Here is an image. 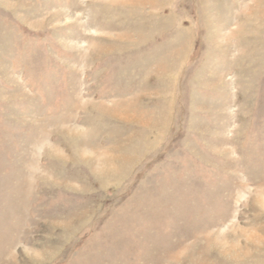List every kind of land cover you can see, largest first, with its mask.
<instances>
[{"label":"rangeland","instance_id":"1","mask_svg":"<svg viewBox=\"0 0 264 264\" xmlns=\"http://www.w3.org/2000/svg\"><path fill=\"white\" fill-rule=\"evenodd\" d=\"M0 264H264V0H0Z\"/></svg>","mask_w":264,"mask_h":264}]
</instances>
